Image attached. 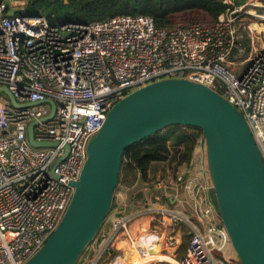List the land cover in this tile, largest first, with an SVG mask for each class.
<instances>
[{
    "label": "built area",
    "instance_id": "1",
    "mask_svg": "<svg viewBox=\"0 0 264 264\" xmlns=\"http://www.w3.org/2000/svg\"><path fill=\"white\" fill-rule=\"evenodd\" d=\"M8 1L0 0V86L17 105L0 91V264H23L42 245L72 197L87 141L107 111L154 80L185 77L217 91L241 112L264 164V0H222L226 7L209 22L164 26L140 13L57 24L43 14L6 10ZM31 121L39 144L28 138ZM206 180L175 181L170 199L187 202L193 218L185 205L144 209L161 225L185 222L191 232L184 240L173 227L126 232L139 213H122L81 264H239L221 252L229 239ZM177 181H184L185 195H176ZM179 246L181 255L171 258ZM152 249L170 260L153 257Z\"/></svg>",
    "mask_w": 264,
    "mask_h": 264
},
{
    "label": "water",
    "instance_id": "2",
    "mask_svg": "<svg viewBox=\"0 0 264 264\" xmlns=\"http://www.w3.org/2000/svg\"><path fill=\"white\" fill-rule=\"evenodd\" d=\"M0 91L17 105L6 86ZM175 123L202 130L216 206L239 264H264L261 153L241 112L208 85L185 77L154 80L112 105L87 141L86 159L60 221L23 264H75L107 216L124 149ZM33 124L27 125L28 138L39 144Z\"/></svg>",
    "mask_w": 264,
    "mask_h": 264
},
{
    "label": "trees",
    "instance_id": "3",
    "mask_svg": "<svg viewBox=\"0 0 264 264\" xmlns=\"http://www.w3.org/2000/svg\"><path fill=\"white\" fill-rule=\"evenodd\" d=\"M224 8L221 0H26L23 12L29 15L43 14L53 23L88 22L120 13L150 15L156 25H172L173 17L185 10H203L217 17ZM15 12H20L17 10ZM246 19H253L245 15ZM247 38H244L245 41ZM203 138L200 127L180 123L169 124L162 129L140 139L124 149L118 182L115 186L109 211L116 205V190L124 185H134L138 178L148 180V172L153 164L168 161L171 167L191 163L193 150L198 140ZM204 140V138H203ZM132 204L144 203V191L139 189L130 194ZM167 201H169L167 199ZM107 213V215H108ZM103 224V223H102ZM101 224V226H102ZM95 236L81 252L77 262L87 253L86 250ZM179 231L189 234L181 226ZM108 254L112 251L108 250Z\"/></svg>",
    "mask_w": 264,
    "mask_h": 264
},
{
    "label": "rangeland",
    "instance_id": "4",
    "mask_svg": "<svg viewBox=\"0 0 264 264\" xmlns=\"http://www.w3.org/2000/svg\"><path fill=\"white\" fill-rule=\"evenodd\" d=\"M241 1L242 0H237V4H239ZM17 2H19V4L23 3L22 1H18V0H17ZM10 8H11L10 3L7 2L6 3V10H9ZM261 9H263V8H258V10H261ZM210 17H211L210 14L206 11H203V10H185V11L177 13L173 17V20H174V23L177 24V23H185V22L192 20L194 18L202 20V21H209L211 19ZM262 23L264 25V20L262 21ZM243 43L247 47H249V45H250L248 38L245 41H243ZM200 140H202V144L199 145V149H198L200 151V154H201L200 158H198V150L194 149V152H193V158L194 159L193 160L191 159V163L179 164L176 169H174V166L171 167L170 164L168 163V161H164V162L160 161L159 163L153 164L152 169H150L148 172V180H142L141 178H138V180L136 181V183L134 185H131L129 187H125L124 185H121L116 190L115 198H118V196L124 197V193H122L121 191L126 192V194H128V193L131 194L134 191L142 189L144 191V209H147V206H149V204H147L145 202L152 199L154 196L158 197V195H161V193H163V195H164L163 202L166 204V206L184 209L183 205H185L186 206L185 210L187 212V216H189V214H191V209L189 208V204L187 202L184 203L183 200H180L179 202H178V200L177 201L175 200V201H173V203H170L169 201H167V195L174 194L175 181L177 180L178 175H180L181 178L184 176H186V178L203 177V178L207 179L206 182L209 184L208 189H209V193H210V196L212 199L214 192H213V189H212L211 184H210L211 183L210 177H209L208 170L206 167L205 143H204L203 138H201ZM195 169H196L199 177L194 175ZM177 182H178V190L181 191L183 189V186H184V181L183 182L177 181ZM142 187H144V189ZM181 194L185 195L184 192H179L176 195L181 196ZM144 212H146V211L144 210ZM218 215H219V222L222 223V219L220 217L219 212H218ZM111 216H112V211H110L108 213V215L106 216V218L104 219V222L101 226L99 233L97 234V236L94 238V240H92V242L88 246V248L86 250L87 253L82 257V259L86 255H88L90 257L93 253H95V251L97 249V242L101 238V236H100L101 232H102V230L107 228V225L110 222L109 217H111ZM154 222L156 224H158V221L156 219L151 221V224H154ZM180 226L183 229H185V231L188 229V226L183 221H181ZM179 233H180V237L183 238V240H184V238H186L188 236L186 233H183L182 231H179ZM122 243L124 244V241ZM179 247L180 248L176 249L174 256H172L171 258L175 259L176 256L181 255V252H180L181 246H179ZM221 252L225 257H230V254H232V255H235L234 256L235 258H237L236 253H235L230 241L223 244V246L221 247ZM82 259L79 262V264H81Z\"/></svg>",
    "mask_w": 264,
    "mask_h": 264
},
{
    "label": "crops",
    "instance_id": "5",
    "mask_svg": "<svg viewBox=\"0 0 264 264\" xmlns=\"http://www.w3.org/2000/svg\"><path fill=\"white\" fill-rule=\"evenodd\" d=\"M18 1H22L23 3L19 4V2H17V0L8 1V3H10V6H11V8L9 9L10 11L11 10L17 11V10L24 9L26 0H18ZM222 3H223V1H222ZM225 7H226V4L224 3V8ZM223 9L219 13H221L223 11ZM210 18L211 19L209 21L215 19L216 17L214 18V17L211 16ZM209 21H207V22H209ZM239 25L240 26L238 27V31L242 32V33L245 32V30H244V28L242 26V21L239 22ZM243 40L244 39H242V42H243ZM198 143L199 142H197V144L195 145V148H194L196 150L199 149V144ZM200 144H202V142H200ZM200 157H201V154H200V151L198 150V158H200ZM162 162H164V161H162ZM194 175L198 176V173H197L196 169H195ZM198 179L200 181H204L205 180V178H203V177H199ZM142 188L144 189V187H142ZM121 192L124 193V197H119L118 196V198H116V205L112 209V216L109 217L110 218L109 219L110 222L116 217V215H120L122 213H127V212H131L132 211V214H135V213H139V214H137L135 216V218H133L131 220V222L129 223V227L127 228L126 232H131V233L134 234V233H137L141 229L151 228L153 226H155V227L157 226L158 227V231L160 233H164L165 231L171 229L172 227L176 228V225L175 226L174 225H161L160 222L157 219L156 220L158 221V224H156L155 222H154V224H151V221H153L154 219H152V215H151L152 213L151 212L146 211L145 214H144V203L132 204V202L130 201V194L129 193L126 194V192H124V191H121ZM179 192H183V190H181ZM170 196H171V194L167 195V199L169 200L170 203H173L174 199L171 200ZM163 199H164V195H163V193H161V195H158V197L154 196L152 199L146 201L145 203H147L149 205H152V207L167 208L168 206H166V204L163 202ZM212 200L215 201L214 193H213V196H212ZM151 209H154V208H151ZM190 217L193 218V216H190ZM180 225H181V221L179 222V226L177 228H180ZM108 226H109V224L107 225V227ZM122 233H123V236H124L125 233L124 232H122ZM118 238L120 239V242L124 241V238H122V237H118ZM168 255L169 254H167V252L164 250V252L158 253L157 257L159 259L170 260ZM234 256L235 255L230 254V257H234Z\"/></svg>",
    "mask_w": 264,
    "mask_h": 264
},
{
    "label": "bare ground",
    "instance_id": "6",
    "mask_svg": "<svg viewBox=\"0 0 264 264\" xmlns=\"http://www.w3.org/2000/svg\"><path fill=\"white\" fill-rule=\"evenodd\" d=\"M161 252H164V250H162V251H157L156 249H152V250L150 251L151 254H154L153 257H155V258H158V257H157V254H158V253H161Z\"/></svg>",
    "mask_w": 264,
    "mask_h": 264
}]
</instances>
